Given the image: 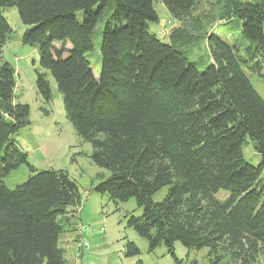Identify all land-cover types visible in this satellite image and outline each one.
I'll return each instance as SVG.
<instances>
[{
    "label": "trees",
    "instance_id": "obj_1",
    "mask_svg": "<svg viewBox=\"0 0 264 264\" xmlns=\"http://www.w3.org/2000/svg\"><path fill=\"white\" fill-rule=\"evenodd\" d=\"M153 1L0 0V264H65L59 238L78 226L82 203L66 171L36 170L15 139L30 124L29 106L17 100L15 68L2 60L7 7L26 27L22 42L37 48V93L51 101L50 74L67 121L91 145V162L108 172L93 190L116 205L135 199L141 212L125 213V224L149 250L164 245L175 256V242L205 247L206 264L264 256V100L249 78H264V0H215L216 18L193 15L196 0H159L180 22L166 42L149 31L158 22ZM231 18L241 24L234 44L203 24ZM98 21L96 77L86 53ZM199 40L206 57L191 60ZM247 137L256 165L243 156ZM20 165L30 174L8 188L4 176ZM138 253L126 240V256Z\"/></svg>",
    "mask_w": 264,
    "mask_h": 264
},
{
    "label": "rangeland",
    "instance_id": "obj_2",
    "mask_svg": "<svg viewBox=\"0 0 264 264\" xmlns=\"http://www.w3.org/2000/svg\"><path fill=\"white\" fill-rule=\"evenodd\" d=\"M215 0H196L193 15L208 14L216 18L217 13H210V6ZM246 1V0H240ZM153 8L157 13L158 22L149 23V31L167 41L169 31L180 25L173 18L167 8L159 1H153ZM216 9V8H215ZM214 9V10H215ZM2 14L10 26V39L2 50V60L12 64L16 72V98L29 106V125L15 135L18 146L27 154L28 163L36 170L61 169L72 178L82 197V203L74 218L75 230H65L59 238V245L64 249L65 264H135L140 259L143 264H206L207 248L187 249L179 242L174 244V255L168 253L164 245L149 250L148 241L139 236L132 228L125 224L124 215L133 212L140 214L141 209L136 205L135 199L130 198L116 205L110 201L106 193H98L93 186L98 182V174L107 175L105 169L98 168L91 162L92 151L89 142L78 136L65 117L61 94L57 91L53 77L48 74L51 101H45L36 89L35 71L40 70L38 52L34 45L24 44L22 35L26 27L21 23L16 7H7ZM102 21L96 24L92 39L94 49L86 53L91 63L92 72L97 77L100 66V31ZM203 24L212 32L234 44L238 40L241 24L239 19L231 18L227 22H212L206 20ZM212 25H215L212 27ZM192 49V50H191ZM191 60L206 57L205 42L199 40L189 51ZM264 71V63H263ZM250 81L255 90L264 100V78L256 73L249 74ZM242 149L244 158L256 165L258 154L254 151L249 138ZM30 174L26 165L11 170L3 178L8 188H14L22 183ZM264 182V172L261 174ZM162 188L152 195L154 201L160 200L165 194ZM219 198L223 199L224 194ZM81 227V230H80ZM86 241L88 246L77 249V240ZM126 240L132 241L139 253L135 256H126ZM254 264H264V256H260Z\"/></svg>",
    "mask_w": 264,
    "mask_h": 264
},
{
    "label": "built area",
    "instance_id": "obj_3",
    "mask_svg": "<svg viewBox=\"0 0 264 264\" xmlns=\"http://www.w3.org/2000/svg\"><path fill=\"white\" fill-rule=\"evenodd\" d=\"M80 230H81V227H80ZM76 246H77V249L80 250L83 248H87L88 244L86 241L78 240Z\"/></svg>",
    "mask_w": 264,
    "mask_h": 264
}]
</instances>
